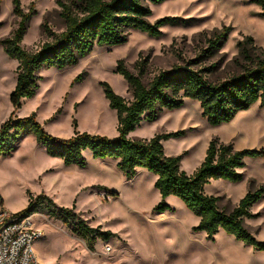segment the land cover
I'll return each instance as SVG.
<instances>
[{
  "label": "rangeland",
  "instance_id": "374dc122",
  "mask_svg": "<svg viewBox=\"0 0 264 264\" xmlns=\"http://www.w3.org/2000/svg\"><path fill=\"white\" fill-rule=\"evenodd\" d=\"M25 12H34L22 46L37 51L47 40L42 25L53 31L64 30L61 8L56 0H20ZM150 21L168 17L174 21L160 28L161 35L151 37L132 31L125 44L95 46L75 66L63 70L43 69L37 95L23 102L16 111L19 118L35 114L45 130L61 139L79 132L118 136L117 113L105 98L102 83L127 100L132 99L125 79L116 73L119 60L136 72L137 61L147 64L145 81L175 65L196 61L194 68H211L208 77L220 81L238 69L237 43L253 38L258 54L264 48V18L261 8L251 0H169L152 5ZM13 0H0V41L17 27ZM231 27L225 43L213 44ZM18 62L11 59L0 43V127L11 117L10 96L17 79ZM81 75L79 82L73 80ZM183 131L178 138L163 140L167 156H181V170L187 175L201 166L212 139L233 144L235 150L264 151V105L256 103L240 111L228 123L212 126L203 117L199 102L185 99L178 110H165L152 122H142L132 139H151L158 134ZM86 165L65 166L59 158L47 154L33 136H26L9 157L0 156V200L4 209L19 213L29 204V194H45L57 205L74 208L91 227L111 236L100 238L90 251L61 220L36 213L34 225L43 232L33 248L43 264H264V251L246 246L220 231L213 239L196 231L199 219L175 196L165 200L155 188L156 176L138 168L127 179L118 168V160L94 159L84 152ZM240 183L211 180L205 193L220 198L219 206L232 211L251 190L264 187V157H247L238 170ZM115 192V193H113ZM4 200V201H3ZM165 202L169 209L156 207ZM256 217L245 226L259 242H264V197L255 204Z\"/></svg>",
  "mask_w": 264,
  "mask_h": 264
},
{
  "label": "trees",
  "instance_id": "16d2710c",
  "mask_svg": "<svg viewBox=\"0 0 264 264\" xmlns=\"http://www.w3.org/2000/svg\"><path fill=\"white\" fill-rule=\"evenodd\" d=\"M167 1L56 0L61 8L64 30L55 32L44 23L42 29L47 40L37 51L30 52L22 42L34 12H25L20 0H13L17 27L0 43L6 54L18 62V67L16 85L10 96L13 113L0 127V156H11L22 139L31 135L46 148L49 156L61 159L65 166L84 167V152L87 151L94 159L118 160V168L129 180L136 175L138 168H144L157 177L155 188L164 200L169 196L179 198L199 219L196 231L206 233L210 240L224 231L246 246L264 251V242L257 241L245 226L246 219L256 217L251 209L264 197L263 186L251 189L230 212L219 206V197L205 193V186L211 180L242 182L243 175L238 170L244 167L245 159L264 157V151H238L233 144L214 138L201 166L193 175H187L181 170L183 155L167 156L163 146V140L181 137L183 131L158 134L149 140L129 137L142 122L152 123L165 110L181 109L185 99L199 102L203 117L212 126L230 122L238 112L258 102L264 105V48L253 54V38L246 37L237 43L238 70L220 81L208 77L211 68H194L196 61L175 65L145 81L147 64L144 61H137V71L133 72L124 60H119L116 73L127 82L132 99L117 94L108 83L101 84L110 108L117 113L118 136L114 138L79 132L75 128L73 137L61 139L49 134L35 114L23 118L15 116L25 100L37 95L41 70L75 66L95 46L125 44L132 31L159 37L160 28L174 20L165 17L152 23L151 6ZM251 3L261 8L260 17L264 18V0H251ZM230 31L231 27L226 28L212 43L217 45L221 40L225 43ZM81 78V75L77 76L72 85ZM167 209L169 206L165 202L156 207L159 212ZM36 213L61 220L73 234L85 241L90 251H94L98 239L112 235L110 231L102 232L100 227H91L74 208L61 207L45 194H29L28 206L18 214L32 216Z\"/></svg>",
  "mask_w": 264,
  "mask_h": 264
},
{
  "label": "built area",
  "instance_id": "2783aa9c",
  "mask_svg": "<svg viewBox=\"0 0 264 264\" xmlns=\"http://www.w3.org/2000/svg\"><path fill=\"white\" fill-rule=\"evenodd\" d=\"M43 235L33 216L12 213L0 200V264H43L33 248Z\"/></svg>",
  "mask_w": 264,
  "mask_h": 264
},
{
  "label": "crops",
  "instance_id": "0c3cea01",
  "mask_svg": "<svg viewBox=\"0 0 264 264\" xmlns=\"http://www.w3.org/2000/svg\"><path fill=\"white\" fill-rule=\"evenodd\" d=\"M157 178V177H156ZM4 201V200H3ZM26 208V204L24 206H22L18 211H22Z\"/></svg>",
  "mask_w": 264,
  "mask_h": 264
}]
</instances>
